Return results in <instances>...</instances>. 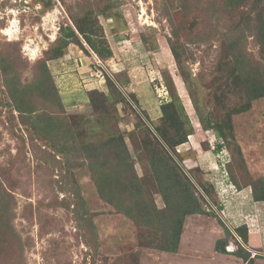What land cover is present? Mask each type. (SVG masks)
Wrapping results in <instances>:
<instances>
[{
    "label": "rangeland",
    "instance_id": "rangeland-1",
    "mask_svg": "<svg viewBox=\"0 0 264 264\" xmlns=\"http://www.w3.org/2000/svg\"><path fill=\"white\" fill-rule=\"evenodd\" d=\"M49 12L55 16L44 20ZM14 19L10 40L5 29ZM76 22L93 23L89 33L113 56L103 59L77 33L48 60ZM45 62L59 102L38 89ZM9 83L28 85L23 100L32 112L16 110ZM262 85L264 0H0V264H243L233 254L238 245L264 264V201L255 199L264 179V96L250 101ZM130 92L155 124L161 104L173 100L194 126L178 155ZM230 112L232 128L217 151L221 138L203 120L226 122ZM139 115L152 133L137 126ZM108 142L114 151L126 147L136 182L124 165L111 179L107 165L90 164L96 157L83 147L94 154ZM165 160L180 177L173 183L158 181L167 167L157 162ZM122 184L132 190L121 194ZM190 193L231 230L229 253L216 250L226 233L207 213L185 217L176 253L158 247L156 229ZM154 212L161 224L155 215L154 224L147 220ZM237 226L246 227L247 243Z\"/></svg>",
    "mask_w": 264,
    "mask_h": 264
},
{
    "label": "trees",
    "instance_id": "trees-1",
    "mask_svg": "<svg viewBox=\"0 0 264 264\" xmlns=\"http://www.w3.org/2000/svg\"><path fill=\"white\" fill-rule=\"evenodd\" d=\"M88 18L89 17H87V19ZM89 20L90 21H96V20H91V19H89ZM87 24L93 25V23H77L75 29L71 26H66L65 31L62 34V36L58 37L57 42H56L57 44L55 46H53V48H52L53 54L49 56L48 60H54V59H58L59 57H61L62 47L64 45L68 44V42L70 41L69 40L70 38L71 39H78L77 33H80L82 35V37L85 39L87 44H89L90 47L99 56H101L103 59H110L113 56V51L111 50L110 46H108V44H107L103 48L99 47L96 43L95 38L93 37V34L89 33V30L87 28L88 27ZM45 65H46V62H45ZM106 78H107L106 80H107L108 84L111 86H114L116 88L115 82L112 79H110L109 76H106ZM121 86H125V85L121 84ZM27 87H28V85H24L22 87L20 85H16L15 83H9V90L11 92H15V94L12 96L14 99L15 108L20 113H24L26 111H28V112L33 111V110H30V108H28L27 106H25L26 103L23 100V98H24L23 93ZM21 88H23V92H22ZM38 89H39L40 93L43 94V96L49 97L50 94H52V96L54 97L56 102L60 101V96H59L57 87L54 85V82H53V80L49 74V69H48L47 65H46L45 73L43 74V76H41V78H39ZM91 92L94 93L96 91L92 90ZM93 93H91V94H93ZM100 94H104V93L100 92ZM128 95L134 101V103L140 108L141 112L144 114L146 119L154 126V129L156 130L158 135L162 138V140L164 141L166 146H168V148L172 152H174L175 154L178 155V152H177L178 146L186 143L188 141L189 135L192 134L194 131L193 125L188 126L189 125L188 122H184L185 120L183 121V118L181 117V109L174 103L173 100L162 103L161 104L162 118H161L159 124H155L153 122V120H151L149 114L145 110L141 109L140 103L135 98L133 92L128 93ZM263 96H264V85H262V88L252 96L250 101L257 99V98H260V97H263ZM123 101L127 102L124 97H123ZM175 105H176V107H175ZM249 108H250V104L247 103V104L243 105L242 107L236 109L233 112V114L247 111V110H249ZM233 114H232V112H230L228 114L226 122H220L219 120L214 121V120H211V118H209L208 120H203L204 127L206 129L214 128L217 131V135L221 138L222 143L219 142V144L217 146L218 147L217 151L221 150L222 147L225 146V141H227V134L225 132V128H229V129L232 128L231 117ZM137 126H144L145 130L152 133V131L150 130L148 125H146L144 119L141 118V116H140L139 122L137 123ZM223 126H225V127L223 128ZM118 139H121V138H117L116 140H118ZM112 147H113V144L111 142H108V143L104 144L103 147L100 148V150H97L96 152H94V154L93 153L91 154V150L87 149V147H83V151L85 150L84 152H86L87 157H89L90 159L93 158L94 156L96 157V161H91V163H90V164H92L93 167H94L93 164L95 162L96 163L102 162L105 165H107V168H109L112 171L110 173L111 179L117 178L116 170L118 168L121 169V166L124 165L126 173L129 174L128 176L131 178V180L133 182H136L137 176H136V173L134 171V168L132 167V165L130 164V162L127 159L126 147H124V149L121 152L114 151L112 149ZM107 150H112V154L111 155L107 154L106 153ZM103 156H104V159L100 161L99 159H101ZM112 159H113V162H111ZM180 160H182V159H180ZM163 163H164V165H162V163H160V162L159 163L157 162L158 167H161V168L167 167L165 174L163 171L159 174V177H158L159 182H161V183H165V182L173 183L175 180L180 179V177L176 174V172L173 169L175 167V166H173V164L168 163V161H166V160ZM228 165H229V163H227L226 166H228ZM95 169L97 170V168H95ZM95 172L96 171H94L93 173L95 174ZM154 173L155 174L157 173L156 169H154ZM157 175H158V173H157ZM102 180L105 181V179H102ZM233 181L235 182V180H233ZM100 184H101V182H100ZM235 184H236V186L238 185L237 182H235ZM200 186L207 193V195L209 196V199H211L212 195L210 194V190H211L210 187L207 188L203 184H200ZM124 187H126V185L123 186V184H122L121 194L123 192L129 193L132 190L131 188L125 189ZM186 187L188 189H190V187H188V186H186ZM259 189L260 190L258 192H256L255 199L257 201H264V179H263ZM239 190H241V189H239ZM127 196H129V194ZM189 196H191V198L187 197V200H184V202L181 203L178 208H176L177 212H176L175 218L171 222H168V224H166L165 226H163L161 224V220L158 219L159 213L154 212L153 214H148L147 220L148 219L151 220V218H153V216L155 215L154 220H156L158 224L159 223L161 224V226H159L158 229H156L155 241L159 242L157 237L161 236L162 237L161 241L163 240V243L161 245H159L158 247L162 248L165 251L176 253L178 251V248H179V243H180V239H181V235H182V229H183L185 217L189 214L207 213L210 216L218 217L220 224L223 226L225 233H226V236L224 238H220L216 241L215 248L220 253H227L228 251H226L225 247H226L227 242H228V237L232 236L231 230L226 225V223L219 216H217L216 212L212 209V207L209 206V210H206V208L202 207L199 204V202L197 201L196 197L193 194L190 193ZM211 200H212L213 204H215L220 211L224 210V206L222 204L217 203L213 199H211ZM5 201L7 203H9L10 198H5ZM152 221H153V219L151 220V222ZM162 221H163V219H162ZM152 224H154V223L152 222ZM234 229H235L237 235L245 243H247L248 237H247L246 227L245 226H237ZM233 254L241 257L244 261L243 264H253L255 258L259 257L258 255H253L252 252H250L249 250L244 248L242 245H238L237 250L235 252H233Z\"/></svg>",
    "mask_w": 264,
    "mask_h": 264
},
{
    "label": "bare ground",
    "instance_id": "bare-ground-1",
    "mask_svg": "<svg viewBox=\"0 0 264 264\" xmlns=\"http://www.w3.org/2000/svg\"><path fill=\"white\" fill-rule=\"evenodd\" d=\"M54 16H55V13L49 12L48 14H46L44 20H48V19L50 20ZM10 23L11 24H9V26L5 29V34H7V36H9V39L12 40V39H14L15 34L18 32V24H17L16 19L12 20ZM25 48H29L31 50L32 56L36 55L35 53H36V51H38L36 47H31V45L28 42L25 44Z\"/></svg>",
    "mask_w": 264,
    "mask_h": 264
},
{
    "label": "water",
    "instance_id": "water-1",
    "mask_svg": "<svg viewBox=\"0 0 264 264\" xmlns=\"http://www.w3.org/2000/svg\"><path fill=\"white\" fill-rule=\"evenodd\" d=\"M43 1H44L45 5H50L52 3V0H43ZM145 120H146V118H145Z\"/></svg>",
    "mask_w": 264,
    "mask_h": 264
},
{
    "label": "crops",
    "instance_id": "crops-1",
    "mask_svg": "<svg viewBox=\"0 0 264 264\" xmlns=\"http://www.w3.org/2000/svg\"><path fill=\"white\" fill-rule=\"evenodd\" d=\"M53 63H57V61H55V62H53ZM55 66L57 67V65L55 64ZM77 66H79V64H77ZM246 197V196H245ZM245 199H247V198H245ZM248 250L250 251V252H252V250L251 249H249L248 248ZM253 255H255V253H252Z\"/></svg>",
    "mask_w": 264,
    "mask_h": 264
}]
</instances>
